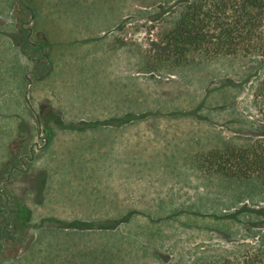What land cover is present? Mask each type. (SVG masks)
I'll list each match as a JSON object with an SVG mask.
<instances>
[{"label": "rangeland", "instance_id": "1", "mask_svg": "<svg viewBox=\"0 0 264 264\" xmlns=\"http://www.w3.org/2000/svg\"><path fill=\"white\" fill-rule=\"evenodd\" d=\"M17 1L7 17L28 29L33 25L30 16L26 24L14 16L13 9L25 5ZM32 2L36 14L45 9ZM178 2L126 0L127 6H110L125 10L102 34L105 42L88 48L91 62L85 76L75 79L77 93L53 94L52 78L47 86L34 88L37 115L31 119L40 117L43 105L55 102L63 109L62 115L52 105L61 114V127L75 129L59 131L46 148L56 152L48 155L60 179L46 204L35 203L41 193L36 196L32 185L37 184L28 180L27 172L39 174L48 163V158L41 160L47 132L34 127L32 137L31 126L21 134L23 125H31L30 117L20 116L23 110L27 113L20 94L25 80L15 76L16 94L13 85L0 79V178L7 177L13 163L21 167L16 181L0 187L14 193L13 198L26 191L38 226L23 240L26 251H10L12 258L1 264H195L199 257L240 254L264 243V185L199 170L203 153L225 142L246 144L264 133V101L257 95L264 54L200 55L178 64L146 52L153 39L173 26ZM98 5L80 4L75 16L85 18L86 9L94 19ZM4 16L0 13L1 22ZM36 21L60 54L87 50L75 47L69 31L59 37L66 27L59 25L65 22L55 12L37 14ZM32 80L33 85L45 83ZM66 87L60 81L58 88ZM48 112L41 114L44 120ZM14 131L20 136L13 139ZM55 133L53 128L51 137ZM74 169L84 171L75 175ZM38 180L44 183L45 178ZM5 189L0 202L5 201ZM53 217L86 224L65 228ZM5 221L0 213V226ZM4 234L16 236L12 230Z\"/></svg>", "mask_w": 264, "mask_h": 264}, {"label": "trees", "instance_id": "2", "mask_svg": "<svg viewBox=\"0 0 264 264\" xmlns=\"http://www.w3.org/2000/svg\"><path fill=\"white\" fill-rule=\"evenodd\" d=\"M21 1L25 5L20 11L15 10L16 18L22 19V24H26L30 22V16L33 22L32 0ZM178 4V16L173 26L160 38L153 39L147 45L146 52L158 55L162 61L169 60L178 64H186L200 55L216 58L223 55L264 54V0H179ZM20 14L27 17L21 18ZM31 27H21L11 33V36L25 54L36 61L37 69L40 68V63L42 68L47 69L50 65L51 42L45 37L39 43L31 41L28 36ZM257 95L264 101V79L258 87ZM42 107L44 113L49 109L46 118L51 119V122L45 125L50 139L52 124L61 126L64 122L61 114L52 105L46 104ZM20 131L21 134L30 132L31 125H23ZM199 170L204 174H217L226 179H256L264 185V133L246 144L225 142L222 146L203 153V163ZM39 175L46 179L45 171ZM53 218L65 228L83 227L84 223L79 219L63 221ZM194 263L264 264V243L247 248L240 254H210L199 257Z\"/></svg>", "mask_w": 264, "mask_h": 264}, {"label": "crops", "instance_id": "3", "mask_svg": "<svg viewBox=\"0 0 264 264\" xmlns=\"http://www.w3.org/2000/svg\"><path fill=\"white\" fill-rule=\"evenodd\" d=\"M15 1L16 0H1V4H0V13L1 14L3 13V15H5L3 17L2 22L0 21V79H2L3 82L13 85L15 76L20 74L19 77H23L22 80L23 81L25 80L20 94L22 96L21 100L23 101V102L21 101V106H23L22 108L25 109L27 113H24L25 111L23 110L22 111L23 114H20V116L21 118L30 117V120H31L30 123H31L32 130H33L31 132V135L33 137L35 133L34 127H36V130L37 129L39 130V127H40L38 117L37 119L35 118L31 119L32 118L31 114L37 115L36 107H35L36 100L32 98V95L35 91L34 88L40 87L41 85L47 86L48 79L52 78V82L54 83V86L53 85L52 86L49 85V86L53 94H57V93L63 94L64 92L77 93L78 83L75 79H79L82 76L83 77L85 76V74L87 73L86 68L89 67L88 63L91 62L89 59H87V57L89 56L88 48H92L91 47L92 44L95 45L97 43L100 44L101 42H105V39H104L105 36L102 34L104 33V31H106V29L110 27L111 22L116 19V16L122 15L123 14L122 11L125 10V9H122V7H118L117 9H112L110 6L117 7V5L119 4V6L122 5L124 7V6H127V4H126V0H114V1L112 0H41L40 3L38 2L39 0H35L38 7L39 5L41 6V8L45 7V9H39L37 11L38 16L41 15L42 13L48 15L52 12H55L59 17L63 18V21L65 22V24H59V25H63L62 27H66V32L61 31L59 33L60 38L62 39L65 38L66 33L69 31L68 37L73 38L71 40L76 44L75 47L77 46L80 47L83 45L84 47L87 48V50L82 49L80 53H76L75 48H74L68 51L63 50L60 54L57 49L58 45L52 46L51 44L50 54H49L50 65L48 66L47 69H44L42 68V65L40 63V68L37 69L38 65L36 61L32 60L27 54H25L22 47L18 45L15 42L14 38L11 36V33L16 32L18 30L17 29L18 27L20 28L19 21L17 23L18 24V27H17V24L14 21V19L11 18V16L10 18L7 17L11 13L9 11L10 5L12 3H14L15 5ZM107 1L109 5H107ZM96 2H99L98 6H101V7H99L98 9V15H94V19H92V17L89 14V11H87L86 9L83 10L85 12V18H83L84 17L83 15H79V14L78 16H75L77 8L81 7L80 4L83 6V8H91L92 5L96 6ZM100 9H109V10H100ZM13 12L15 16V9H13ZM37 14L34 11L33 22H32L33 25L31 27V31H32L31 40L33 42H38L41 38L45 37L50 41L47 34L44 31L39 29L40 25H38V22L36 21ZM77 19H78V22H77ZM95 56H97L96 53L92 55L93 60ZM80 59H86L82 62L83 63L82 65L80 63ZM73 64H75L76 69H74ZM16 66L19 67L20 69H19V72H15V75H14L12 71L14 70ZM72 67L73 69H71ZM80 71L83 72V75L82 73H80ZM8 73H10V75H8ZM33 78H36V80L38 79L37 81L40 80L45 83L42 82L43 84L40 83L37 85H33L34 84L32 80ZM60 81L61 82L65 81L68 83V87L65 88L66 90L65 89L60 90L58 88ZM11 89L13 92L12 87ZM18 90L19 88L17 86H14V92L16 94L18 93ZM4 93H7V91ZM52 105L63 115L62 107H60L55 102H53ZM52 126L53 128H55L56 133L53 135V137H51L50 140H47V142L45 143L43 147V153L41 155L42 156L41 160H47L48 158V163H45V165H43V167L41 168L43 171L46 172L47 176L41 188V197L38 201L39 203L35 202L38 205L44 204L46 202V199L49 200L52 194V191L58 188V186L56 185V182L59 183V180H60L59 177L56 176L58 175V172H59L58 166H55L53 164L54 162L51 160L52 158L48 155L49 153H51L54 156L56 152L51 151L48 153L46 152V148L49 145H52L54 143L55 139L58 137L57 134L59 131L61 132H68V131L74 132L75 131V129H71V128L65 129L60 126H57V128L54 125ZM12 133L14 134V135H11L13 139L19 137V135H16L17 131H14ZM33 141L36 142L37 140L34 139ZM49 158L52 164L50 163ZM80 171H84V170L74 169L73 172L72 171L71 172L76 175ZM71 181L73 182L74 179H71ZM32 186H33V190L36 193V186L34 185ZM29 206L33 209V207L30 204Z\"/></svg>", "mask_w": 264, "mask_h": 264}, {"label": "flooded vegetation", "instance_id": "4", "mask_svg": "<svg viewBox=\"0 0 264 264\" xmlns=\"http://www.w3.org/2000/svg\"><path fill=\"white\" fill-rule=\"evenodd\" d=\"M30 40L32 39V31H30V34L28 35ZM32 41V40H31ZM36 43V42H35ZM44 113L43 109H41L40 112V117L38 116V121L40 124V131L42 132L43 130L47 132L46 126L45 125V120L46 123L48 122V124L51 122V119H45L41 116V114ZM51 125V124H50ZM43 127V128H42ZM61 127V126H60ZM53 127L50 128V131H52ZM20 136V135H19ZM39 137H43L42 134L39 133ZM49 137L46 135L45 136V141L47 142V140ZM38 144V141H36L35 145ZM22 156V155H21ZM9 162V161H8ZM11 164V162H10ZM18 170H21V167L15 163H13V165H10L9 168V173L7 175L6 178H0V183H3L4 181H9V183H11L13 180H17L16 178V173L18 172ZM27 169H23V171H27ZM22 171V172H23ZM23 172V173H25ZM27 176H28V180L33 184H37L36 185V196L39 195L41 193V185L43 183H41V181L38 180V178L41 176L39 174H31L30 172H27ZM4 187H0V192L2 190H4ZM6 190V189H5ZM4 196H5V201L4 202H0V213L5 214L6 215V223H3L0 226V264L4 263L7 259H10V257L12 258V256L10 255V251L11 253L17 254V251L20 250V248L23 247L24 243V238H26V236H29V232L31 231L32 228L34 227H38L37 223L34 224L33 222V209L29 206V204L27 203L26 200V191L24 193V195H20L21 197H15L13 198V196H15L14 193L9 192L8 190L4 191ZM41 195V194H40ZM35 196V197H36ZM40 199V198H39ZM39 199L34 198V201L39 203ZM6 230H12V232L14 231L16 233L15 237H11L8 235H5V231ZM33 236V235H32ZM2 242V243H1ZM31 245L30 242H28L27 246ZM23 249V250H22ZM20 251L21 252H25L26 251V247L25 249L22 248ZM20 252V253H21ZM16 256V255H15ZM14 256V257H15ZM17 258V257H16Z\"/></svg>", "mask_w": 264, "mask_h": 264}]
</instances>
